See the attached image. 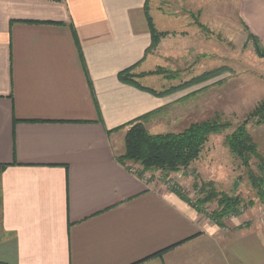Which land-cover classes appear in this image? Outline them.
Segmentation results:
<instances>
[{
  "label": "crops",
  "instance_id": "obj_1",
  "mask_svg": "<svg viewBox=\"0 0 264 264\" xmlns=\"http://www.w3.org/2000/svg\"><path fill=\"white\" fill-rule=\"evenodd\" d=\"M235 1L264 45V0ZM169 2L0 0V264H264V213L220 226L166 186L185 173L155 185L117 160L125 125L161 111L156 127L181 98L120 74L161 92L141 74L208 53L191 13L172 28ZM148 17L168 33L151 51Z\"/></svg>",
  "mask_w": 264,
  "mask_h": 264
},
{
  "label": "rangeland",
  "instance_id": "obj_2",
  "mask_svg": "<svg viewBox=\"0 0 264 264\" xmlns=\"http://www.w3.org/2000/svg\"><path fill=\"white\" fill-rule=\"evenodd\" d=\"M191 1L170 0L164 8L166 14L172 17L170 25L174 29L179 24L175 18L179 13L192 14L199 26V37L207 45L204 51L208 53L198 55L201 57L196 64L194 58L189 56L187 60H162L159 63L164 66L141 74L145 76L162 69L164 74L147 76L160 79V85L164 86L156 85L155 88L161 92L177 88L164 97H181L170 110L159 115L160 122L156 127L149 126L148 131L156 135L180 134L193 124L216 120L227 125L222 132L208 137L199 158L188 169L176 172L188 176L180 189L193 206L203 196L202 186L212 183L217 193L239 197L243 201L244 211H259L262 214L264 201L250 177L253 174L257 179H264V124L251 117L264 100V58L256 53L253 41L248 39L249 23L241 20L235 0H198L201 2L197 1L196 4ZM214 15L218 16L217 22L210 19ZM250 24L253 28H259L257 23ZM261 44L264 47L262 41ZM202 75L209 76L196 82ZM159 113L161 111L155 114ZM243 124L256 143L260 157H252L247 167L225 143L226 138ZM260 166H263V170H260ZM131 167L140 169L137 164ZM146 173L155 185L163 184L164 175H170L163 171ZM178 181L184 182V178ZM166 184L170 187L168 182ZM236 184L237 188L234 189ZM202 209L200 212L210 214L218 209L217 202L209 203Z\"/></svg>",
  "mask_w": 264,
  "mask_h": 264
},
{
  "label": "trees",
  "instance_id": "obj_3",
  "mask_svg": "<svg viewBox=\"0 0 264 264\" xmlns=\"http://www.w3.org/2000/svg\"><path fill=\"white\" fill-rule=\"evenodd\" d=\"M148 21L153 36L151 51L156 50L161 38L166 37L168 33H158L150 17H148ZM248 39L253 41L256 53L261 58H264V47L260 39L250 31H248ZM164 73L162 69H158L156 73L152 72L145 76ZM207 76L209 75L198 77L196 82L202 81ZM135 77L132 69H129L122 72L119 78L121 82L136 86L140 90L147 91L156 97H164L177 90V88H172V90L159 93L136 83L134 81ZM156 112L140 117L124 126L128 127L124 142L125 153L123 156L118 157L117 160L123 165L126 163L139 165L140 175L153 171H163L166 174H172L188 169L199 158L208 137L212 134L222 132L227 126L218 122V120L207 121L200 124H193L180 134L168 133L156 135L151 134L146 127V121ZM251 117L256 118L259 124H264V100L258 104ZM225 143L241 159L246 167L249 166L252 157L260 158L257 145L248 133L245 124L238 127L233 134L228 136ZM0 168L3 169L5 167ZM259 168L263 170V166ZM250 178L253 184L258 187L259 196L264 201V179H257L253 174H251ZM213 186L212 183L204 184L201 189L203 196L193 206L199 209V211H202L205 205L216 201L218 209L211 212L209 216L215 223L224 226L223 222L230 215L239 216L242 214L241 209H244V204L239 197H230L217 193ZM174 191L187 202H191L182 193L181 189L175 188Z\"/></svg>",
  "mask_w": 264,
  "mask_h": 264
},
{
  "label": "built area",
  "instance_id": "obj_4",
  "mask_svg": "<svg viewBox=\"0 0 264 264\" xmlns=\"http://www.w3.org/2000/svg\"><path fill=\"white\" fill-rule=\"evenodd\" d=\"M131 171L134 173V174H137V175H140V169L139 168H131ZM143 179H145L146 181H153L152 178L150 176L147 175V173H144L143 175H140ZM153 183V182H152ZM170 186V189H174L176 186H175V183H170L169 184ZM244 209H241V212L243 213ZM236 216L235 215H230L227 219H233L235 218Z\"/></svg>",
  "mask_w": 264,
  "mask_h": 264
},
{
  "label": "water",
  "instance_id": "obj_5",
  "mask_svg": "<svg viewBox=\"0 0 264 264\" xmlns=\"http://www.w3.org/2000/svg\"><path fill=\"white\" fill-rule=\"evenodd\" d=\"M237 184H238V183H237ZM237 184L235 185L234 189H236V188H237Z\"/></svg>",
  "mask_w": 264,
  "mask_h": 264
}]
</instances>
